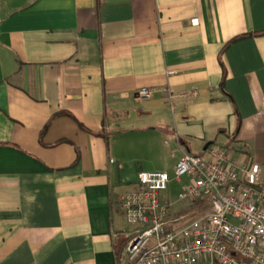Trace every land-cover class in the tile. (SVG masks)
<instances>
[{
  "label": "crops",
  "instance_id": "1",
  "mask_svg": "<svg viewBox=\"0 0 264 264\" xmlns=\"http://www.w3.org/2000/svg\"><path fill=\"white\" fill-rule=\"evenodd\" d=\"M211 144L264 185V0H0V264H128L126 161Z\"/></svg>",
  "mask_w": 264,
  "mask_h": 264
},
{
  "label": "built area",
  "instance_id": "2",
  "mask_svg": "<svg viewBox=\"0 0 264 264\" xmlns=\"http://www.w3.org/2000/svg\"><path fill=\"white\" fill-rule=\"evenodd\" d=\"M192 24L197 18L191 19ZM156 87H140L147 98ZM260 166L237 165L219 144L183 152L166 171L137 173V188L120 196L133 225L124 256L128 264H264V185ZM178 210L161 192L180 181Z\"/></svg>",
  "mask_w": 264,
  "mask_h": 264
},
{
  "label": "rangeland",
  "instance_id": "3",
  "mask_svg": "<svg viewBox=\"0 0 264 264\" xmlns=\"http://www.w3.org/2000/svg\"><path fill=\"white\" fill-rule=\"evenodd\" d=\"M154 150H158L159 153V160L156 159V155L154 154ZM151 151V150H149ZM153 151V152H152ZM150 153L145 154V159H143V162H129L126 161V165L130 167L136 166L138 169H144V170H160V169H165L169 172L170 176V170L166 164L168 163L167 161V149L164 147H160L156 145V148L154 147ZM180 190V186L178 183L173 179L170 180L167 186V190L164 193L165 197L168 199L170 203H172V209L173 210H178L182 207H186L189 203L186 201H181L178 199V192ZM122 225L125 231L128 233L131 231L132 226L127 223L124 219H122Z\"/></svg>",
  "mask_w": 264,
  "mask_h": 264
}]
</instances>
